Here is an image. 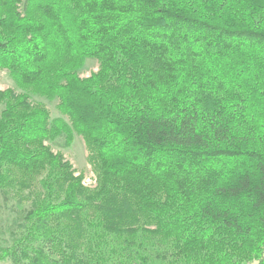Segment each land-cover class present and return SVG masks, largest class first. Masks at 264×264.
<instances>
[{
  "label": "trees",
  "instance_id": "obj_1",
  "mask_svg": "<svg viewBox=\"0 0 264 264\" xmlns=\"http://www.w3.org/2000/svg\"><path fill=\"white\" fill-rule=\"evenodd\" d=\"M3 70L68 123L0 93V192L33 203L0 261L264 264V0H0ZM72 132L92 190L44 144Z\"/></svg>",
  "mask_w": 264,
  "mask_h": 264
},
{
  "label": "rangeland",
  "instance_id": "obj_2",
  "mask_svg": "<svg viewBox=\"0 0 264 264\" xmlns=\"http://www.w3.org/2000/svg\"><path fill=\"white\" fill-rule=\"evenodd\" d=\"M97 71V62L93 59H88L83 63L78 74L81 78H86ZM8 91L14 92L15 94L22 93L26 95L28 98L27 102L31 106H33V104L43 106L48 111L51 121L62 119L68 123L66 117L57 109V99L48 100L45 97L19 89L11 80L8 72L3 70L0 71V93ZM44 144L49 147L52 154H60L64 161L70 164L71 168L74 170V176L81 177V185L85 189H93L95 186V174L88 164L89 152L81 136L72 132L69 143H67L66 138L62 136L50 143L45 142ZM27 192H15V190L0 192V247L3 249L11 248L14 243H20L22 242V238H24L25 230L22 225H24L26 214L33 207L32 200ZM33 195H37V190L33 192ZM38 197H42V194H38ZM33 201H35L34 198ZM0 264L12 263L6 259L0 261Z\"/></svg>",
  "mask_w": 264,
  "mask_h": 264
}]
</instances>
